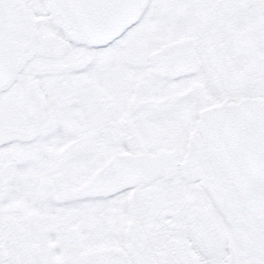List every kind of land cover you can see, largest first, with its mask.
Returning <instances> with one entry per match:
<instances>
[{
	"label": "snow or ice",
	"instance_id": "6c2138e0",
	"mask_svg": "<svg viewBox=\"0 0 264 264\" xmlns=\"http://www.w3.org/2000/svg\"><path fill=\"white\" fill-rule=\"evenodd\" d=\"M0 264H264V0H0Z\"/></svg>",
	"mask_w": 264,
	"mask_h": 264
}]
</instances>
